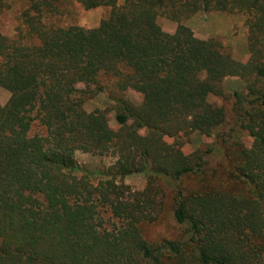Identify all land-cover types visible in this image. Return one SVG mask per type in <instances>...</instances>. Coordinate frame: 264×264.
<instances>
[{
	"label": "trees",
	"instance_id": "1",
	"mask_svg": "<svg viewBox=\"0 0 264 264\" xmlns=\"http://www.w3.org/2000/svg\"><path fill=\"white\" fill-rule=\"evenodd\" d=\"M62 1L28 0L18 34L0 30V86L10 93L0 103V264H264V0H77L110 13L94 28L46 23ZM199 11L246 16L247 62L183 23ZM102 76L143 96H113L118 129L105 110L85 108ZM233 76L247 87L233 93L228 123L209 98L225 96ZM193 132L220 139L224 178L207 169L212 148L184 152ZM112 150L105 169L76 159ZM135 174L145 189L124 182ZM158 183L179 228L150 241L143 225L165 205Z\"/></svg>",
	"mask_w": 264,
	"mask_h": 264
},
{
	"label": "rangeland",
	"instance_id": "2",
	"mask_svg": "<svg viewBox=\"0 0 264 264\" xmlns=\"http://www.w3.org/2000/svg\"><path fill=\"white\" fill-rule=\"evenodd\" d=\"M124 0H119V4H123ZM28 8V0H10L8 6L0 14V30L3 34L15 37L20 29L24 26L22 13ZM111 7L100 6L94 9H86L77 0H63L60 4V12L45 18V22L52 25L70 26L77 25L84 28H94L100 25L101 21L108 16ZM163 29L167 32H175L178 23L166 17L159 19ZM183 23L189 26L195 35L202 39H210L217 41L221 47L232 56L242 62H247L250 57L248 50V26L246 24V16L238 13H228L224 11H199ZM225 90V96H210V101L223 105L227 109L228 123H233L232 107L234 104L233 93L235 91H246L247 84L240 77H227L222 81ZM79 88H85L84 84H79ZM97 93L87 99L85 108L88 111L102 109L107 112L110 125L114 129L119 128L116 120L115 101L113 96L121 94L125 98L140 104L143 100L141 93L134 90L126 92H118L113 79L102 76L99 83L92 86ZM10 98L8 90L0 86V103L5 104ZM37 129V128H35ZM227 127L223 131H227ZM244 143L250 147L253 139L248 133L240 134ZM185 153L190 154L196 150L206 151L210 148L213 152L206 156L208 161L207 169L209 172L219 173V178H224L223 162L224 152L221 147L220 139L215 135H204L199 132H193L184 137ZM76 159L79 164L86 166L94 171L97 169H105L110 167L117 160L115 150L110 151L104 156H97L82 151L76 152ZM218 175V174H217ZM224 180V179H223ZM124 182L131 186L134 190H143L148 185V178L142 174L128 176ZM190 186H196L195 179L188 180ZM158 188H163L165 193L164 208L162 215L156 223H148L143 225V234L146 239L156 241L161 238H172L176 235L179 225L173 214V197L170 191L165 190L163 184L158 183ZM161 187V188H160Z\"/></svg>",
	"mask_w": 264,
	"mask_h": 264
}]
</instances>
